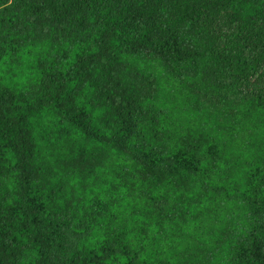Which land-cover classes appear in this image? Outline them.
Returning a JSON list of instances; mask_svg holds the SVG:
<instances>
[{
	"label": "trees",
	"instance_id": "16d2710c",
	"mask_svg": "<svg viewBox=\"0 0 264 264\" xmlns=\"http://www.w3.org/2000/svg\"><path fill=\"white\" fill-rule=\"evenodd\" d=\"M264 0H0V264H264Z\"/></svg>",
	"mask_w": 264,
	"mask_h": 264
},
{
	"label": "rangeland",
	"instance_id": "374dc122",
	"mask_svg": "<svg viewBox=\"0 0 264 264\" xmlns=\"http://www.w3.org/2000/svg\"><path fill=\"white\" fill-rule=\"evenodd\" d=\"M249 86L256 88H264V67L260 70L257 77L249 79Z\"/></svg>",
	"mask_w": 264,
	"mask_h": 264
}]
</instances>
